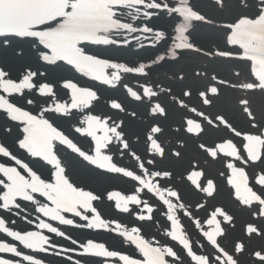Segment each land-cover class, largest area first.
I'll return each instance as SVG.
<instances>
[{
  "label": "snow or ice",
  "instance_id": "snow-or-ice-1",
  "mask_svg": "<svg viewBox=\"0 0 264 264\" xmlns=\"http://www.w3.org/2000/svg\"><path fill=\"white\" fill-rule=\"evenodd\" d=\"M219 7H224V0H215ZM146 0H0V36L14 35L17 37H31L38 40L43 48L48 50L41 53V58L48 64L55 65L62 61L71 66L82 77L91 79L110 88H116L122 80V74L134 73L147 75L149 65L143 63L138 66H128L124 63H115L109 59H101L89 54L85 44L109 45L115 43L110 39L113 32L121 30L135 32L137 29L130 22H122L117 15V8L134 9L129 16L136 19L139 13L138 6L145 5ZM179 14L182 18L176 28V38L173 46L168 50L171 59H176L178 50H191L200 52L188 35L193 21H206L205 16L199 14L189 5L188 0H182L180 7L169 8L153 0L146 4L148 9L161 7ZM244 10L233 22L224 25L226 42L235 47V51L219 50L205 53V55L233 58L243 61L249 66L248 79H241V72L234 70L235 81L226 82L218 80L216 76L210 77L216 83L205 86L198 91L200 103L210 106L213 98L219 95V85H228L237 90L264 92V0H256L255 10H252L251 0H241ZM150 13L144 12V16ZM152 28L145 26L143 32H152ZM163 37L162 32L155 34L156 39ZM165 60L161 55L153 59L152 63ZM201 73L195 76L201 77ZM203 75H207L204 73ZM43 77L45 73L28 71L20 79L8 77V73L0 69V111L7 114L12 121L22 125L23 137L18 139L19 148L23 149L30 162L13 154L6 146L0 144V155L15 162V166L0 163V208L16 215H20L24 207L31 205L33 211L38 213L37 230H13L8 222L0 217V232L12 241L18 242L24 249L32 252H47L55 249L56 244L51 242L45 234H55L64 239L71 240L73 245L78 241L66 234L59 225L94 230H103L115 233L127 241L129 245L138 250L141 258H134L117 250H110L104 242L87 239L79 243L81 256L116 258L122 264H177L180 260L178 252L171 246L161 244L160 241L146 238L139 226H127L120 220L105 218L98 204L104 201L105 196L98 194L83 184L78 183L69 175L66 156L81 158L92 170H99V174H114L130 182V194L122 191H106V200L113 202L114 210L131 214L133 206L140 209L137 220L151 221L154 208L149 202L157 200L164 206V215L169 221L166 235L176 242L186 255L195 264H239L234 254L243 253L245 245L237 242L234 254H230L219 243V238L225 235L223 224H231L233 217L223 208H215L210 216L202 222L193 217L191 211L182 201L178 190L167 186L164 182L172 179V172L157 168L158 158L165 157V147L160 141L163 128L159 123H153L145 138L146 156H141L133 146L125 131V122L118 114L126 112L122 102L111 99L107 102L111 114L94 111L95 103L100 101L99 91L96 88L81 84L72 79L63 78L62 85L50 81H37L34 78ZM7 77V78H6ZM178 79L185 77L180 75ZM128 96L132 100L142 102L147 98L151 101L161 94L170 97L171 102L183 109L185 116L182 124L175 131L189 136L200 137L205 133V125L213 130L227 129L231 137H221L211 145L201 142L198 147L211 161H224L227 184L233 189L235 199L243 206L254 209V215L264 218V167H260L250 177L247 170L251 165H264V125L256 122L246 96L239 99L242 111L247 115L253 128L257 132H244L233 126L222 114L214 117L199 110L190 104L191 89L182 92L180 97L173 94L171 88L159 86L154 89L147 84L141 85L142 91L134 90L124 85ZM26 90H35L39 96L46 97L43 107L36 112L26 110L9 99L14 94L25 96ZM68 90L69 99L59 96V92ZM6 94V95H5ZM187 98V100L185 99ZM27 104L35 103V99H27ZM50 101V102H49ZM149 113L153 117H167L168 112L161 102L150 104ZM79 114V115H78ZM136 115L135 112L132 113ZM73 118L66 131L58 123L59 120ZM77 137L87 138L88 148H83ZM234 138H239V143ZM183 147V143H181ZM181 157L180 151L172 153ZM129 158L131 165L119 163ZM47 173V175H46ZM205 173L198 165H193L185 179L196 190L208 197L216 191L213 179L203 183ZM253 183L260 191L253 187ZM198 208L204 207L202 204ZM193 219L195 226L201 231L206 241L214 248L216 255H197L192 250L191 241L186 238L184 227L179 219L180 214ZM44 217L46 219H41ZM83 223H78L77 219ZM29 223L33 221L25 216ZM51 221V222H49ZM15 223V221H11ZM246 234L264 236V229L255 224H248ZM72 249L64 248V252ZM0 253H11L21 257L28 264H43L40 259L24 254L18 250L16 244L0 241ZM57 255L59 253H56ZM255 258L259 264H264V250L255 251ZM71 259V257H68ZM0 264H14L13 261L0 259ZM75 264H81L79 260Z\"/></svg>",
  "mask_w": 264,
  "mask_h": 264
},
{
  "label": "rangeland",
  "instance_id": "rangeland-1",
  "mask_svg": "<svg viewBox=\"0 0 264 264\" xmlns=\"http://www.w3.org/2000/svg\"><path fill=\"white\" fill-rule=\"evenodd\" d=\"M252 4L255 5L254 2ZM253 5V7H254ZM233 6V11L231 12V15H227L229 18L233 17L232 20L236 19L239 15L242 14V9L239 8L238 5V0H234V3H232ZM253 10V8H252ZM254 11V10H253ZM213 15L215 17H218L219 14L217 12H213ZM215 30L210 28L209 32H214ZM210 35V36H209ZM207 39L213 40L216 35L214 33L209 34ZM224 41L220 43L222 45ZM219 45V46H220ZM216 70V74L225 80L226 82H230V78H232V73L233 70H239L241 73H246L247 71V66L244 63H238V62H226L225 64L222 62H217L216 64L213 65ZM170 86L173 87V91L181 96V89H177V85L171 84ZM191 89V88H190ZM192 90V89H191ZM220 96L214 100L213 105L209 108L210 113L215 116L216 114H222L225 116L229 122L233 124L234 127H236L238 130H241L243 128V118H242V111L241 109L238 108V101H239V93L233 89L228 87H222L220 89ZM179 96V97H180ZM193 101L196 100L195 94L193 92L192 95ZM198 100V99H197ZM199 101V100H198ZM251 106L255 112L256 119L261 123V125H264V99H261V97L257 95H251ZM173 108L170 107V111ZM178 113V109L176 108L175 110ZM182 116V115H181ZM180 116L178 115V118ZM182 124V122H181ZM247 126H249V123H246ZM211 131H213L211 129ZM222 135H225L228 130L221 129L219 130ZM176 133V132H175ZM211 133H209L207 136L201 137V142L210 144L211 140ZM191 140L189 141L191 143V151L193 153L198 154L203 158L206 157L205 153H201L197 151V140L196 138H190ZM219 138H216L215 141H218ZM200 142V143H201ZM237 142H239V138H237ZM198 143V144H200ZM142 147H144L142 145ZM171 160V159H170ZM190 161H187L185 158L183 161H167L164 163V161L158 163L157 168L160 169H165L169 170L173 174L172 181L170 183L173 184L174 188L178 191L182 192L183 199L182 201L186 204L188 209L191 211L192 216L197 218L199 217V220L204 224V221L206 220L207 216V211L214 210L220 204L223 206L225 205L226 210L228 213L233 217V220L231 224H228L227 226V232L226 234L219 240L220 244L222 247L225 248L226 251H228L230 254H234V246L237 242H243L245 245V250L243 253L239 254H234V258L238 260L239 264H259V261L255 258L254 252L255 251H260L264 250V236H258V235H253L249 237L248 235H245V224H251L250 222H253L256 226H258L261 229H264V223L260 222L259 220H255L252 218V213L250 209H245L244 211L241 208H238L237 203L231 201V192L226 189L224 185V180L223 177H219V173L216 174V181L218 183L217 185V193L215 194V197L210 200V204L207 206V208L199 210L197 209V202H199V199L202 198L201 193L198 192H193V196H189V188L183 186L180 184L179 179H181L185 174L188 168H190L191 164ZM208 167L210 168L209 174H212V171H217L220 172L219 170L221 169L222 173L225 172L224 166L221 167L222 163L221 162H215V161H209ZM177 164H181L180 166H176ZM80 167V166H79ZM260 167H264V165L261 164H256L251 167V172L250 175L252 176L253 173H255ZM223 176V175H222ZM76 181V180H75ZM78 182V181H77ZM169 183V181H167ZM79 183V182H78ZM87 188L89 187L88 184L85 182H80ZM253 187L257 190L260 191V189L255 186L253 183ZM91 188V187H90ZM254 213V212H253ZM254 215V214H253ZM198 216V217H197ZM255 216V215H254ZM182 224L185 230L186 235L190 238L192 241L193 248L200 254V255H208V256H215L216 252L215 250L213 251L210 250L209 246L204 242V238L201 237V231L195 226L193 219L189 218L188 216H183L182 217ZM258 219V218H257ZM166 221H164L165 223ZM154 224V223H153ZM158 226V224H157ZM155 226L156 230V235L154 232L152 233V236L154 239L159 240L161 236L157 233L159 231V228ZM154 227L152 226L150 230H153ZM144 232V236L150 237L146 231ZM180 255L182 256L181 261L179 264H193L188 259L179 251Z\"/></svg>",
  "mask_w": 264,
  "mask_h": 264
},
{
  "label": "bare ground",
  "instance_id": "bare-ground-1",
  "mask_svg": "<svg viewBox=\"0 0 264 264\" xmlns=\"http://www.w3.org/2000/svg\"><path fill=\"white\" fill-rule=\"evenodd\" d=\"M188 1L192 2V3H196V5L198 7H200L201 9H206L204 0H188ZM163 3L169 5L168 3H175V0L174 1L162 0V4ZM165 14H167V12ZM169 17H168V19L161 20V22H158L155 25V26H157V29H155V31H157V32L159 31V32L163 33V37H162L163 40H169L171 38L172 39L176 38V32H174V34L171 35V30L173 29V27L176 28L178 22L174 18H172V17L169 18ZM209 20H211V19H209ZM209 20L199 21V22H201L200 23L201 25H205L206 26V24L210 23ZM199 22H197V24H199ZM208 35L209 34L206 33V34L203 35V37H201V36H197V37L193 36V38L189 37V40H190V42H192L197 47H199V46H204L206 48L209 47L214 52V51H216V49L215 50L213 49V46L210 45V42L215 43V44H217V43L219 44L220 43L219 37L217 35V38L215 37L213 40L209 41L207 39V37H209L210 35L209 36ZM160 39H156L155 35L151 37V40H154V42H159ZM16 46L17 45L11 44V46L8 47V49L5 50V54L3 55V57H4V59H3L4 60V65H5L6 69L10 71V75L7 72L8 73V77L11 76L10 78H12L14 76L15 77L21 76V78H22L23 75L26 74L28 71H37L38 70L39 72L45 73V76H43V77L38 76V77L34 78L35 80H37V81H50V82L56 84L57 88H59V86L62 85V83H63V80L60 79L61 77L68 78V79H73V77L67 71H64L63 69H59L58 67H56V65L48 64L47 62H45L41 58V55H37L35 52L31 53L26 45H21V46L19 45V47H20L19 50L22 51L21 56L13 55L14 52H15V54H18L19 50H16ZM172 46H173L172 43H168L167 48H164L163 51L157 50L156 54H155V51H154L155 48L154 49H148V48L145 49L144 48L143 50L139 51V55H135L133 57L132 61L128 60L127 62L125 61V58H129V54L126 53L125 51H120V52H122V54H119L120 53L119 52V53H117V55L115 57H112V54H107V56H108L109 60L112 59L113 62H115V63H124V64H127L128 66H138L141 63H143L145 65H149L150 67L146 68L147 75H145V76H151V78L150 79L149 78H145L144 80L146 82L149 81V83H153L154 79L157 78L159 80V82H162V78L163 77H168L167 76L168 74L163 73V71L157 72L155 69L156 68L158 69L160 67L159 66L160 63L163 64L162 65V67H163L166 63L169 62V60L159 61L156 64H153L152 61H153V59H155V58H157V57H159L161 55H163V56H165V54L170 55L168 53V50ZM201 49H204V48H200V50ZM154 54H155V57H152ZM197 55H205V53L202 50L200 52H194V51H191V50L181 52V50H178L177 58L184 57V61L187 62L188 59H191V60L196 59ZM206 56H208L209 58L210 57H212V58L219 57V56H211V55H206ZM181 65H183V63H180L179 65H177V67H179ZM172 70L173 69H171V71ZM171 71H170V73H171ZM152 72H154V73H152ZM181 73L182 72H179L178 74H181ZM123 75H125V74H123ZM127 76H128V78H131V77L135 78V77H139L140 75H136L134 73H129V74H127ZM189 84L192 85V83H189ZM58 94L60 96V92ZM14 95H16V94H14ZM109 95H112V94L109 93ZM16 98H18V97L16 96ZM19 98L22 101H24V102H27L26 98L27 99H33L34 98L35 99V103H38L39 101H41V103H42L41 107L44 106V101L46 100V99H43V100L40 99L39 93L36 92L35 90H33L32 92H28L26 90L25 96H23V97L19 96ZM62 98L65 99V97H62ZM11 100H13V99H11ZM13 101H15L17 103H20L23 106H25L21 101H17V100H13ZM102 106H103L102 104L98 103L97 105H95L94 111L97 110L96 113L104 112L106 114H111L112 112H114V111H111L110 109H105L104 111H102ZM25 107H27V106H25ZM139 110H143V109H139ZM167 112H168V110H167ZM118 116H119L120 119H123V117L121 115L118 114ZM177 120L178 119H175L174 117L170 116V121L174 122V121H177ZM72 122H73V118L69 120V123H72ZM127 125H129V133L130 134L133 132L135 134V136H141L142 132H138L137 128L135 127L134 124L131 125V124L127 123ZM20 131H22V125L15 124V123H13V125H12L8 118L0 115V144H3L4 146H6L7 148H10L12 150V147L15 146V144H14L15 139L18 138V135L20 134ZM77 139H78V137H77ZM20 157L24 158V157H27V156L24 155V154H20ZM27 158L29 160V157H27ZM192 158L195 159V156H193ZM65 161H67L69 175H71V171L70 170H71V164L73 165V162H72V160H70V159L67 160L66 158H65ZM83 172H88V169L83 168ZM73 173H74V176L78 180H80L82 182H85V183H88V179L84 178V175L80 173L79 169L77 170L76 166H73ZM108 184H109V182H107V181L104 182L103 181V185L100 184L98 187H99L100 190L101 189L102 190H106V189H108L107 188ZM101 209L104 212L105 211L106 212L110 211L105 206V204L101 205ZM26 213H27V211L25 210V208L23 209V211H21L20 215H12L11 213H9L7 211H0V217H3L6 220V222H8V224L10 226H12L13 228H15L14 226L16 225V223L19 224L22 227V226L26 225V220L24 219V217L27 216ZM32 214H33L32 210H30V216ZM13 220L15 221V223H13V225H12L11 221H13ZM31 220L33 221V223H31L33 225L32 227L36 228V224L39 223V220L37 218L31 219ZM59 228L62 231H65L66 234L70 235V233L68 231L64 230L61 227H59ZM76 228L79 231H85L86 230L85 228H78V227H76ZM48 236L50 238H52L53 240H55L56 242H57L56 239L59 238V240H60L59 242L64 243L62 241V239H64L63 237L56 236L55 234H52V233H48ZM70 236L73 239H76L78 241L77 245L79 246V243H83L85 241V239H87L89 237V234L88 233L87 234L78 233L75 236H73V235H70ZM108 241H110V244H109ZM108 241H106V242L109 245L115 246V243L113 241H111V240H108ZM70 242H71V240H70ZM117 247H121L120 244H118ZM68 264H70V263H68ZM87 264H94V263H87Z\"/></svg>",
  "mask_w": 264,
  "mask_h": 264
}]
</instances>
